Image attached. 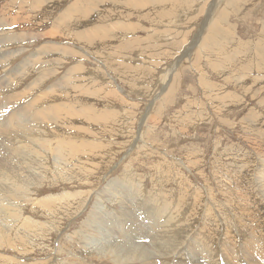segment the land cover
Segmentation results:
<instances>
[{
    "label": "rangeland",
    "instance_id": "rangeland-1",
    "mask_svg": "<svg viewBox=\"0 0 264 264\" xmlns=\"http://www.w3.org/2000/svg\"><path fill=\"white\" fill-rule=\"evenodd\" d=\"M75 1L78 7L70 6ZM210 2L95 0L86 5V0H55L42 3L55 7L42 15L32 0H0V9L8 15L4 22L20 21L10 25V36L45 33L48 37L10 44V52L21 49L13 56L18 62L10 69L34 54L47 67L51 59H61L52 70L56 73L44 78L40 90L46 95L41 99L43 105L55 102L66 110L59 115V134L63 136L57 139L62 148L58 163L52 155L57 150L50 149L43 167L35 170L43 178L29 184L28 195L19 201L22 220L10 225V239L0 243V264H114L108 257L83 251V243L73 242V232L88 220L92 206L98 205L102 214L119 209L112 192L121 196L125 191L119 192L115 182L126 178L143 181L142 195L157 197L162 188L161 199L177 202L184 196L181 205L169 204L181 214L178 222L184 223L182 228L198 222L202 226V220L210 218L208 227L215 230L218 248L225 234L223 227L230 222L239 227L232 224L227 233L235 242L234 252L249 229L256 237H264V0H214L213 9ZM19 8L27 9L22 13ZM61 14L73 16L77 29L60 23L58 36L50 40L54 37L50 26ZM71 32H77L79 38ZM49 46L55 48L40 56L36 52ZM35 65L22 70L29 69L25 77L30 84L39 73L40 67L35 71ZM172 66L174 80L167 90L170 93L165 94L162 85ZM64 74L66 86L54 89ZM51 126L46 128H55ZM70 141L75 150L68 148ZM60 164L75 176L59 178L55 168ZM26 166L17 165L16 175ZM179 176L181 186L174 181ZM107 178L113 180L108 187ZM7 197L10 194L0 193V199ZM122 200L135 210L145 203L129 196ZM244 207L250 212L247 218L234 219ZM31 229L34 232L26 236ZM187 232L189 241L195 234ZM144 237L149 243V236ZM262 238L258 239L260 245L264 244ZM28 239L30 243H26ZM185 246L177 251L190 253ZM155 251L158 264L171 249ZM166 259L175 263L177 258ZM192 260L183 261L193 264ZM196 263L205 262L197 259Z\"/></svg>",
    "mask_w": 264,
    "mask_h": 264
},
{
    "label": "bare ground",
    "instance_id": "bare-ground-1",
    "mask_svg": "<svg viewBox=\"0 0 264 264\" xmlns=\"http://www.w3.org/2000/svg\"><path fill=\"white\" fill-rule=\"evenodd\" d=\"M26 1H29V0H26ZM32 1H33V5L37 4L36 6L39 7L38 11L42 12L43 13L42 15H45L48 12H52L55 8L54 6L42 5V3L50 4L54 2L55 0H32ZM92 1H95V0H92ZM92 1L86 0L87 2L86 5ZM212 1L214 0H211L210 4H212ZM82 4H84V1ZM17 5H20V4H17ZM23 5H25L26 7V4H23ZM70 6L78 7L76 1L70 4ZM213 8H214V3L211 6V9ZM23 9H27V8H23ZM23 9L22 10L20 9L22 13L24 12ZM65 11L68 14H71L72 12V11H69L67 8H65ZM5 15H7V13L3 12L2 9H0V170L4 171V172H0V182L2 181V182L7 183V184L0 185V193L10 194V197H7L3 200L0 199L1 201L0 203L1 205L0 206V243H4L8 241L7 239L9 238V233L11 230L10 225H14L16 222L22 220V216L20 213L21 205L19 201H21V199H24V195H28V191L26 190V188L29 184H32L34 181L36 180L39 181L43 178L42 173H39V172L37 173L35 172V170H40L43 167L44 161L48 153H50L52 149L57 150L56 152H53L52 155H53L55 162L58 163L57 159L60 158V152L62 150L61 143L59 147V144L57 142V139L59 138L58 135H62V134H59V127H60L59 125L60 116L59 115L62 112V110L66 111L65 107H62L61 104L59 105L58 103H55L54 101H53L54 103H52L53 105L51 104L47 106L45 104L43 105L42 103L43 101L41 99L43 96H46V95L45 93L43 94V92L40 90L41 85H43L44 81L47 78H49L48 76L51 77V75L56 73V71H52V70L55 69L54 68L55 65L60 64L61 59L59 58L57 60L51 59L49 61V66L47 67V64H45L43 60L40 61V58L38 59V56L34 54V56L31 59H25L18 66L12 67L10 69V66L18 62L17 58L12 60L13 56H16L19 53V51H21L20 49L17 52L15 51V53L13 51L10 52V49L12 47L10 46V44L18 43L19 41L26 42L31 39L34 40V39L46 36V34L45 33L42 35L29 34L28 35L29 37L25 38L23 36H20L21 35L20 33V35H15V38H14L12 37L13 35L10 36L11 34L10 32L13 33V31H10L8 33V30L11 28L10 25L16 23L18 19H16V21L10 20L9 22H4V19H6V17L8 16L7 15L6 17H4ZM60 16L61 17L59 19L54 20V21L52 20L53 24L52 26H50L52 27V30H50L51 31L50 33L51 34L54 33V37L50 40H54V38L58 36L61 30L60 29L61 24H63L66 27L67 25H70L69 29L71 30L74 27H76L77 29V25H76L77 20H76V23L73 22L74 21L73 16H64L63 14H61ZM24 19L25 17H23L21 21H23ZM207 21L208 19H205L201 23V25H203V28H206ZM19 22L20 21H18L17 23ZM201 25H200V28H201ZM5 27L7 28L5 29ZM3 32H5V34ZM72 33H74V36L76 38H79L77 32H71V34ZM65 34H67L66 30H65ZM198 40L199 39H196V42ZM196 44L198 45V43ZM48 48L49 49L47 50L40 49V50H37L36 52L40 56L41 53H47L50 51V48H55V47L49 46ZM260 52L261 53L263 52L262 48H260ZM182 54H184V52ZM54 56H56V54ZM47 58L50 59V57H47ZM10 60L12 61L10 62ZM39 63H40V66L35 65ZM33 65H35V68H33L34 70L36 69L37 66H39L40 68L38 67L39 68L38 76L30 84L31 81L29 80L30 82H28V78L25 77L27 76L29 69L28 70L26 69L27 71H22V70L26 67H30ZM173 69L174 68L172 66L171 68L167 70V74L165 77V81L167 78V83L162 85L163 90L166 91L165 94H167L168 92L170 93V91H167V90H170L172 88L170 87V85L172 81L174 80V77L172 76L174 72ZM44 78L46 79L44 80ZM65 79H66V74L63 75V79H59L57 81V84H54V89L66 86V84L64 83ZM13 81H15L16 83H14ZM21 86L23 87V89L17 93V90ZM50 89L53 90V88H50ZM52 93H55V92H52ZM52 93H49V94H52ZM158 96H161V94ZM164 98H165V95H164ZM121 102H122V98H121ZM68 109L69 108H67V110ZM87 117L89 116L87 115ZM142 120L144 119L142 118ZM46 123L48 125H46ZM46 126H51L52 128L54 127L55 128L49 129V128H46ZM71 127L73 126L70 125L69 128ZM73 128L76 129V127H73ZM53 135H55L56 138L55 137L54 139L47 138V136L52 137ZM54 143L58 144V145L57 144L55 145L56 147L58 146L57 148L53 146ZM74 144L75 143L73 141H70V143L67 144L68 148L71 150H75ZM26 164L27 166L25 168H22L17 176L16 175L17 165H19V168H20ZM86 166L90 167L89 164H86ZM56 167H57L55 168L57 169L56 174L60 175L58 176L59 178L67 179L69 175L75 176L71 170L66 169L61 164ZM59 171H61L62 173ZM86 173H89L87 169H86ZM54 176H55V173H54ZM178 178L180 181L176 179L175 177H174V181H178L179 183L177 182V185L181 186V184H183L181 179L183 178H181L180 176ZM140 180L136 182V180H128L126 178V179H121V181L115 182V184H119L118 186L120 187L119 192L125 191L124 193H121V196L118 192H112L113 198L117 200L116 202L118 203L117 205L119 206V209L117 211H112V210L110 212L105 211V214L104 213L102 214V213H98V210L100 208L98 205H96V207L92 206V209L88 213V216L85 218L86 220L88 218V220L85 221V223L82 226H80L75 232H73L74 233L73 242L76 241L78 244L83 243L82 245L84 246L83 251L90 252L91 254L94 253L99 258L108 257L114 264H119L124 261L125 262L132 261L135 264H156L155 260L158 254L156 253L155 250L161 251L163 249H171V252L169 254H162L161 262L158 264H171L172 260H170V263H169L166 257L168 258L172 257V258L178 259V260L176 259V262L175 263L173 262L172 264H186V263L189 264L190 261L184 263L183 260L185 258H188L191 260L193 259L192 261L195 264H197L196 263L197 259H202V261L205 262L203 264H219V261H224L225 263L222 262L223 264H264V244L260 245V242L258 240L259 238H262V237L261 235L260 236L258 235L256 237L253 229L251 230L247 226L241 227V228L246 227V229H249V231L246 232V236L244 240L242 241V243L239 242L237 244V252H234L233 247H234L235 242L232 237H230L232 239H228L229 236H227V233L229 229L231 230V228H233L232 224L236 225L237 222L235 223L230 222L229 224H225L223 227L225 229V234H224V237L221 238V241H219L220 245L218 248V246H216L214 243V237L216 236L215 230L212 229V227L211 228L208 227V225H212L210 223L211 221L210 218H206L202 220V226H199L200 223L198 222L197 224L182 228L184 223L178 222V219L181 217V214L176 212L175 208H169V204L181 205L183 203L184 196H182V198H177V202L170 200V199L169 200L161 199L158 196L163 195L165 193L163 192L164 189L162 190V188H161V191L158 192L157 197L152 196L151 194L142 195L143 192L141 191H143L142 188L144 187V183L142 181V184H141L139 182ZM111 182H113V180L110 178H107V182H106L107 187L108 185H110ZM106 185L104 187H106ZM157 189L158 188L156 187V190ZM110 190L111 189H109V192H111ZM16 195L17 197L13 198V196H16ZM128 196L131 199L140 198L141 201L145 200V203H141L142 205L139 206L137 210L133 209V207H131L130 205H129L130 206L129 208V206H126V202L128 201L122 200L121 202L122 198L128 197ZM109 197L111 198L112 196H109ZM70 198H71V195H70ZM28 200H31V199L28 198ZM102 203L105 204V202H102ZM103 204L101 205L103 206ZM249 214H250L249 210L246 207H244L241 210H239V212L234 216V219L240 221L241 218H245ZM235 227L239 228L237 225ZM196 229H199V230L194 231ZM185 231H188L189 234L194 233L195 235L192 236L190 240L188 241L186 237L187 234H185ZM32 232H34V229L29 230L26 233V236H28ZM231 232L233 231H230V233ZM144 236H149V240H148L149 243H145L144 238L146 237ZM17 238L20 239L21 238L20 235H17ZM262 239L264 240V237ZM178 240H187V241L186 243L185 242L177 243ZM26 243H30V239H28ZM182 245H186L184 249L186 250L190 249L191 252L187 253V251L186 252L177 251L178 248L182 247ZM150 246L153 248H150ZM186 255H189V256L186 257ZM220 256H222L223 258L221 257L222 259H220L219 258ZM56 261L58 260L56 259ZM11 262L14 263V261H11Z\"/></svg>",
    "mask_w": 264,
    "mask_h": 264
}]
</instances>
